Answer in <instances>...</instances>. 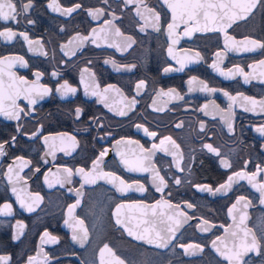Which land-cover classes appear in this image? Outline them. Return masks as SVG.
Instances as JSON below:
<instances>
[{"label":"flooded vegetation","instance_id":"obj_1","mask_svg":"<svg viewBox=\"0 0 264 264\" xmlns=\"http://www.w3.org/2000/svg\"><path fill=\"white\" fill-rule=\"evenodd\" d=\"M50 2L32 0L33 7L25 16L18 17V23L0 21V31L11 28L17 33L25 32L34 42L29 45L19 35L10 41L0 37V58H11L8 61L13 63L11 70L29 82L35 81V72H41L43 75L39 83L53 89L50 95L28 109L31 114L22 115L20 121H10L0 116V142L9 140L13 135L17 136L14 145H5L7 155L0 157V206L10 203L13 212L12 215H0V255H9L10 264H26L27 258L36 256L38 252V264H45L44 254H47L46 264H101L100 249L107 244L124 264H228L212 247L211 242L217 236L224 237L225 228L233 225L228 209L239 196L246 198L248 207H243L242 202L233 215L238 222L240 215L246 214L248 219L245 223L259 240L260 229L264 228L261 194L248 180L234 183L227 193L201 192L195 185H208L216 189L236 171L252 173L257 166L264 168V136L256 131L257 127L264 125V110L257 104L254 110L245 111V107L253 106L238 96L242 93L258 101L264 99V77L259 75L264 69L258 66L254 78L246 83L243 76L226 78L211 65L216 63L225 72L240 67L246 73H253L249 65L258 64V61L264 59V49L257 48L252 52L226 49L222 32H198L191 37L180 36V42L174 49L176 54L180 56L188 52L194 55L198 51L201 59L186 63L183 71L164 73L165 67L179 68L180 65L167 54L169 40L166 21L170 20L171 14L162 5V0H146L149 6L161 13L163 27L160 32L150 26L140 31L145 21L136 15L134 5L125 6L123 0H108V4L102 0H58L63 7L81 4V8L70 16L52 11L48 7ZM97 8L104 9V15L93 18L88 9ZM113 12L118 17L113 23L123 35L116 36L113 28L107 40L101 38L97 43L89 40L78 47L75 44L68 48L62 47L78 33L90 37L92 29L98 33L102 27L107 29L109 26L104 21L111 20ZM28 19L34 23L29 24ZM182 31L183 25L179 32ZM227 33L237 41L250 38L264 43V0H258L253 11L245 19L233 23ZM100 36L103 37L104 33H100ZM126 37H132L135 43L125 49ZM109 43L119 44L121 49L109 47ZM72 49H75V55L71 54ZM217 52L221 56L217 57ZM18 57H23L27 67H21L16 62ZM105 60L115 61L120 70L117 71L111 62L105 63ZM133 65L130 71L126 70V67ZM84 69L89 70L83 72L86 83L91 84L94 79L101 89L109 84L120 89L119 93L115 90L108 93V103L113 111L98 102V97L85 94L84 83H81ZM53 72L58 75L53 77ZM93 73L94 77L91 75ZM192 77H196L197 82L189 85L188 81ZM65 80L77 88L75 95L61 96L55 91ZM141 80L145 81V86L137 90L136 85ZM199 81L216 91H201ZM170 88L175 89L183 98L157 95L160 89L167 91ZM225 91L238 96L237 101H229L223 95ZM133 97L137 103L128 110L127 101ZM19 103L23 107L27 102L21 100ZM230 103L232 109L229 111ZM205 105L207 108H204ZM77 107L83 110L79 118L75 115ZM161 108L164 110H155ZM117 109H124L128 114L119 116L116 114ZM225 120L232 122V132H229ZM181 123L182 127H176ZM17 124L23 125V131L29 135L17 133ZM136 125H143V128L156 132L157 137L148 136L143 128H137ZM37 129H40L38 136L30 138V134ZM44 136L56 138V147L52 150L54 155L46 154L49 148L43 142ZM68 136H75L78 141L74 150ZM166 136H171L180 145L184 171L176 168L172 155L157 152L152 158V164L160 170V175L165 177L168 184L163 192H157L151 172H128L117 153L122 152L127 158L135 159L140 154L139 146L126 141H138L139 145L149 149L153 143H159ZM117 141L122 142L117 144ZM205 143L218 148L221 156L208 152L203 147ZM62 147L70 154L61 151ZM104 149L108 150V154L101 165L103 171L113 172L127 183L139 182L147 191L121 193L114 184L105 180L84 184L81 188L83 180L78 175H74L73 182L64 187L55 184L50 188L45 183V175H48L50 182H55L52 174L59 175L57 169H90L92 161ZM17 156L31 161L21 172L27 182V191L39 193L43 197L32 212L20 207L5 175L8 165ZM221 158L227 159L231 168L223 167ZM37 167L39 172L35 171ZM174 178L181 179V184L176 185ZM256 182H264V174L258 176ZM76 189L80 190V196L76 195ZM162 198L173 205H180V210L190 217L175 231V237L167 247L158 248L155 244L137 240L129 236L124 227L115 223L117 204H153ZM77 200L80 201L79 206L71 215L83 220V226L88 231V239L83 246L72 239V229L64 224L69 219V206ZM187 203L193 207L187 208ZM127 215V210H122L121 218ZM203 220H208L211 225L207 232L200 230ZM18 221L24 227L20 230V238L14 240ZM157 227L166 228L167 225L158 224ZM46 231L57 237L58 242H48V237H44ZM134 231H142V228ZM163 234L168 235L166 232ZM187 244H199L203 251H197L194 255L186 254L181 245ZM104 259L106 264H115L114 258L107 251ZM244 260L247 264H264V241H261L260 254L250 252Z\"/></svg>","mask_w":264,"mask_h":264},{"label":"snow or ice","instance_id":"obj_2","mask_svg":"<svg viewBox=\"0 0 264 264\" xmlns=\"http://www.w3.org/2000/svg\"><path fill=\"white\" fill-rule=\"evenodd\" d=\"M104 4H108V0H102ZM258 0H162V5L166 6L168 11L171 14L169 21H166V34L169 40V45L167 47L168 56L175 60L177 64L180 65L179 68L165 67L163 69L164 73H169L172 71H183L186 63L198 62L201 59L200 53L197 51L194 55L185 52L183 55L178 56L176 54L175 46L180 42V36L191 37L194 33L198 32H222L225 37V48L229 50L236 51H247L252 52L257 48L264 49V43H261L257 40L245 38L242 41H237L234 37L230 36L227 33V29L232 27V24L237 20L245 19L248 14H250L253 9L256 7ZM125 6L134 5L135 12L140 19L145 21V25L140 28V31H144L146 26H150L154 31L160 32L162 30L161 23V13L156 11L154 7L149 6L146 0H123ZM33 7L32 0H0V21H13L19 22L18 17L25 16V14ZM48 7L51 8L54 12H59L61 15L70 16L73 12L81 8V4L76 3L72 7H63L58 2V0H51L48 4ZM143 9V11H142ZM105 10L102 8L97 9H88L89 15L93 18L104 15ZM147 14V15H146ZM112 19L105 20V25L109 27L101 28L98 33L96 29H92V35L81 36L79 33L68 41L67 45H63V48H68L69 45L75 44L77 47L80 44H83L85 41H91L92 43H97L101 38L107 40L108 33L111 29H115L114 34L116 36L123 35L118 27H115L113 21L118 19L115 13H111ZM29 24L34 23L31 19L27 21ZM183 25V31L179 32L181 26ZM63 30V29H62ZM100 33H104V36L101 37ZM17 35L21 36L29 45L34 42L29 39V36L25 32L17 33L11 28H5L3 31H0V37L5 38L6 40H12ZM38 43V42H36ZM135 41L132 37L125 38L124 48H129L134 44ZM242 45L243 47H239ZM99 46V44H97ZM109 47H116L121 49L119 44H108ZM31 50V48H30ZM46 54V53H45ZM68 53L66 52V55ZM72 55H75V49L71 51ZM217 57L221 56L220 52L215 53ZM11 58L4 57L0 58V116L4 117L10 121H20L23 116L30 115V109L32 106L36 105L38 101L44 99L46 96L50 95L53 91L52 88L40 84L39 81L42 77L41 72H35L34 76L36 77L35 81L29 82L22 76H17L15 72L11 69L13 63L8 62ZM16 62L19 63L21 67H27V62L24 61L23 57L16 58ZM111 62L117 71L120 70L119 66L116 65L115 61L105 60V63ZM213 68L220 71L222 76L226 78H234L236 75H241L244 77V81L247 83L251 78H254L255 69L259 66L261 69H264V59L258 61V64L249 65L253 69V73H246L243 68L236 67L234 70L229 69L227 72L219 69L216 63L211 65ZM131 67H126V70H131ZM89 71L84 69L81 74V83H84L85 94H91L92 96L98 97V102L103 103L105 107L109 108V111H113V108L109 105L108 93L111 90L120 92V89L116 88L115 85H107L103 89L100 88V85L95 83L94 79L91 84L86 83L83 78V72ZM58 74L56 72L52 73V76L55 77ZM94 77V73L91 74ZM261 77H264V71L259 73ZM197 82L196 77H192L188 83L189 85ZM264 82V81H262ZM201 85V91L214 92L216 89L209 88L208 85L199 81ZM145 86V81L141 80L137 83V90ZM192 89L190 88L189 91ZM55 91L60 93L61 96L75 95L77 88L72 87L67 80L63 83H60L58 87L55 88ZM122 95V94H121ZM157 95L169 96L173 99H182L179 93L175 89L170 88L167 91L160 89ZM224 96L228 97L229 101L235 103L239 98L243 99L247 103L251 104L253 107H245V111H252L255 109V106L259 104L261 109L264 110V99L256 100L252 97L244 96L242 93L238 96L230 95L228 92L223 93ZM127 100V97L124 98ZM26 101L27 103L22 107L19 101ZM137 103L136 99L133 97L131 100L127 101L126 107L128 110H131ZM155 104V101H153ZM218 107V106H217ZM207 108V105L204 106ZM229 111L232 109V103L228 106ZM157 111H163L164 109H155ZM203 111V109H201ZM221 111H224L221 109ZM83 110L79 107L75 109V115L79 118ZM116 114L119 116H126L128 112L124 109H117ZM207 114V113H205ZM223 118V117H222ZM227 123L229 132L233 131V125L230 120H225ZM42 127V126H41ZM137 128H143V125H136ZM176 127H182L181 124H177ZM144 132L150 137H157V133L154 131H149L147 128H143ZM201 131H203V124H201ZM256 131L260 133L261 136H264V125L256 128ZM16 132L21 135H29L23 131V125L17 124ZM40 133V129L32 132L30 138H35ZM62 136H67V134H61ZM55 137L44 136L43 142L49 148V153L54 155L52 151L55 145ZM67 139L72 143V149L74 150L78 146V141L75 136H68ZM52 140L53 143H49ZM17 141V136L13 135L9 140L0 142V157L6 156L5 145H14ZM122 141H117V144H120ZM125 143H135L139 146L140 154L135 157V159L127 158L125 153L118 152L117 154L121 157V163L124 165L128 172H151L154 186L156 187L157 192H163L165 188L168 187L165 177L160 175V170L157 169L152 164V158L157 152H163L166 155H172L174 157L176 168L180 171H184L181 166L183 161V153L180 150V145L176 143L171 136L163 137L159 140V143H153L151 148L145 149L143 145H139L138 141H126ZM208 152L215 154L217 157L221 156V153L218 148L214 147L210 143H205L203 145ZM61 151L67 152L65 148H61ZM108 154V150L104 149L99 152L98 156L92 161V166L90 169H85L83 167H78L75 170L72 168H63L57 169L55 176V182L52 183L49 181L48 175H45V183L48 186L54 187L55 184H59L61 187H64L65 184H71L72 178L74 175H78L83 180L81 188L84 184H95L97 180H105L108 183H112L116 186L117 191L125 193L128 191H138L146 192L147 189L143 184L139 182L127 183L124 179L117 176L113 172H105L102 170L101 165L104 161V157ZM47 161H45L46 163ZM220 163L225 168H231V164L227 159L221 158ZM31 164V161L26 160L23 156H17L13 160V163L8 165L7 176L8 183L12 186L11 191L16 196V200L19 202L20 207L26 209L29 212L35 211V208L39 206V203L43 200V197L39 193H31L26 189V180L21 176L24 168L28 167ZM247 167V162L245 168ZM36 172H39L40 169L37 167ZM264 174V168L260 166L256 167V170L252 173H248L246 170L236 171L232 175H229L227 181L224 184H221L218 188L213 189L208 185H195V187L201 192L209 193H220L232 189L234 183L241 180H248L250 184L253 185L261 194V204H264V182H256L257 177ZM118 182V183H117ZM176 185L181 184V179L174 178ZM21 185L20 187H17ZM72 189H69L71 191ZM23 194V195H22ZM76 195L80 196L81 192L79 189H76ZM30 201V202H29ZM243 202V207L247 208L248 203L244 196L237 197L235 203L228 209L229 216L232 217L234 223L228 228H225L224 237L217 236L215 240L211 242L212 247L216 252L228 261V264H247V261L244 260V257L250 252H256L257 254L261 253V241H264V228L260 229V238L255 232L246 225V220L248 219L246 214H241L239 221L237 222L236 216L233 215L234 211L237 210V206ZM80 201L77 200L74 205L69 206V219L64 221V224L72 229V239L77 241L83 246V244L88 239V231L83 226L84 221L79 220L73 217L71 214L73 210L79 206ZM187 208L191 209L193 205L187 203ZM122 210H127L128 215L124 218L122 217ZM171 213V214H170ZM12 205L10 203H5L0 206V215H12ZM116 217L115 223L124 227V230L128 233L129 236L134 237L137 240L145 241L149 244H155L158 248L167 247L172 239L175 237V231L181 226L182 223H186L190 217L187 214L180 210V205H173L170 201L161 199L157 200L153 204H146L143 202H136L130 204H117L114 212ZM182 218V219H181ZM74 221V222H73ZM133 221L135 223L133 224ZM167 225L166 228H158L157 225ZM129 225H132L131 227ZM202 227L200 230L207 232L210 230L211 225L208 220L202 221ZM24 225L21 222H17V234L14 235L13 239L18 240L20 235H22V230ZM221 227H224L221 225ZM142 231H134V229H141ZM166 232L168 235H164ZM44 237H48V242L57 243L58 238L50 235L47 231L44 233ZM43 240V237H42ZM184 248L186 254H196L197 251H203L202 247L199 244H187L181 245ZM108 252L114 258L115 264H124V261L121 260L118 256H115L112 249L105 244L102 249H100L101 264H106L104 259L105 252ZM40 256V252L36 256H29L27 258L26 264H38L37 257ZM11 257L9 255H0V264H10ZM45 264L47 262V254H44ZM111 264V262H107Z\"/></svg>","mask_w":264,"mask_h":264},{"label":"water","instance_id":"obj_3","mask_svg":"<svg viewBox=\"0 0 264 264\" xmlns=\"http://www.w3.org/2000/svg\"><path fill=\"white\" fill-rule=\"evenodd\" d=\"M248 15H249V14H248ZM248 15H247V16H248Z\"/></svg>","mask_w":264,"mask_h":264}]
</instances>
